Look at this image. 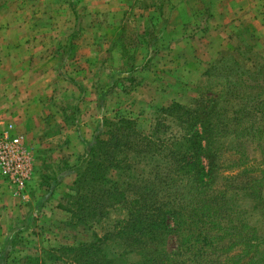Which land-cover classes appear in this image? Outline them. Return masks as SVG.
<instances>
[{"label":"rangeland","instance_id":"1","mask_svg":"<svg viewBox=\"0 0 264 264\" xmlns=\"http://www.w3.org/2000/svg\"><path fill=\"white\" fill-rule=\"evenodd\" d=\"M3 47L26 51L9 56L1 54ZM53 52L61 54L65 67L72 66L64 74L76 85L65 84L67 93L57 104L62 132L54 124L37 134L34 130L24 134L34 172L22 193L27 192L25 206L35 215L24 216L17 231L3 239L0 264H68L70 256L55 251L57 247L89 243L95 235L115 231V220L126 217L123 208L110 210L101 222L87 224L76 223L67 211L72 206L74 167L82 156L77 139L101 136L104 123L100 130L94 128L103 116L107 120L129 116L138 129L148 130L155 110L172 101L189 105L201 92H209L212 81L204 73L220 59L233 57L238 66L250 69L244 85H254V69L264 62V0H0V61L13 63L20 58L38 63L46 57L54 62ZM82 64L86 70L78 68ZM213 88L217 93L218 87ZM233 90L238 96L231 104L253 108V98H264V81L255 89ZM71 98L82 102L68 108L69 114L76 115L68 120L65 100ZM260 108L261 116L256 117L253 109H247V126L254 120L264 126V102ZM50 110L47 119L54 118ZM72 122L77 129L73 130ZM229 128L219 139L210 180L213 188L228 190L235 200L232 210L240 215L233 218L236 235L231 232L230 239L215 243L217 251L228 248L217 262L232 264L225 258L231 256L233 264H264V130ZM165 219L169 226L173 224L168 215ZM239 222L245 223L244 231L237 230ZM221 224L225 228L227 223ZM167 236L166 248L174 249L176 236L172 231ZM102 246L112 264H148L149 257L139 250L128 253L116 238Z\"/></svg>","mask_w":264,"mask_h":264},{"label":"trees","instance_id":"2","mask_svg":"<svg viewBox=\"0 0 264 264\" xmlns=\"http://www.w3.org/2000/svg\"><path fill=\"white\" fill-rule=\"evenodd\" d=\"M249 72L233 57L216 61L204 76L218 92L213 93L209 86V92H201L189 105L173 101L160 107L146 131L138 129L129 116L104 118V133L93 137L74 167L76 178L69 196L72 206L67 211L80 224L101 222L117 207L125 209L126 217L115 220V231L95 235L89 243L60 245L55 251L68 254V264H112L102 244L116 238L128 253L139 250L144 258L149 257L148 264H220L217 259L228 248L217 251L215 243L236 235L233 218L240 214L232 210L235 200L228 190L213 188L210 180L219 139L230 125L235 130H264L256 120L250 126L245 122L247 109H253L254 117L260 115L264 98H253V108L231 104L237 95L232 89L262 85L264 62L254 69L255 84L245 87L244 75ZM243 188L241 185L240 190ZM179 191L185 193L177 196ZM253 192L260 199L259 193ZM165 215L173 220L171 226ZM221 222L227 223L225 228ZM244 226L239 222L237 230L244 231ZM171 231L178 243L167 249ZM198 255L204 258L202 262ZM225 258L235 263L233 257Z\"/></svg>","mask_w":264,"mask_h":264},{"label":"crops","instance_id":"3","mask_svg":"<svg viewBox=\"0 0 264 264\" xmlns=\"http://www.w3.org/2000/svg\"><path fill=\"white\" fill-rule=\"evenodd\" d=\"M21 51L26 50L21 47H3L1 54L10 56L11 53L17 54ZM52 56L54 62H50L49 58L46 57L38 63H35V59L32 63H26L20 58H17L13 63L0 61V132L5 131L12 135H18L23 141L27 137L24 135L25 132L32 134L33 131L31 130H34V133L37 134L40 130H45V127L54 124H57V127H60V132H62L63 126L57 122V112L59 111L57 104L58 102L60 104L61 97L65 95V92L67 93L65 84L69 88L72 87L71 85L75 86L76 82L64 74L66 73L65 69L71 68L72 71V66H64L65 63L61 60V54L53 52ZM64 56L66 57L67 54ZM78 68L86 70L87 65L82 64ZM73 72L76 71L73 70ZM67 75L73 77L70 71L67 72ZM68 92L70 94L71 89H68ZM65 101H67V106L64 109V117L71 120L76 115L69 114L68 108H73L74 103L78 101L82 102V98L73 100L71 98V100L66 99ZM48 105L50 107H47ZM48 108L51 109L50 113L54 118L49 117L47 119ZM104 118L105 116L101 117L94 128L95 130H100ZM71 126L73 130L77 129L75 122H72ZM60 134L57 133L56 135ZM92 140L93 138L81 142L80 139H77L82 145L81 152L78 153L82 155L88 151ZM27 149L31 153L28 147ZM26 194L27 192L15 194L0 175V249L3 245V239L9 238L11 233L17 231V227L24 216L31 213L35 215L32 208L25 206L23 199L27 196Z\"/></svg>","mask_w":264,"mask_h":264},{"label":"built area","instance_id":"4","mask_svg":"<svg viewBox=\"0 0 264 264\" xmlns=\"http://www.w3.org/2000/svg\"><path fill=\"white\" fill-rule=\"evenodd\" d=\"M31 153L18 135L0 132V175L15 194H22L33 174Z\"/></svg>","mask_w":264,"mask_h":264}]
</instances>
